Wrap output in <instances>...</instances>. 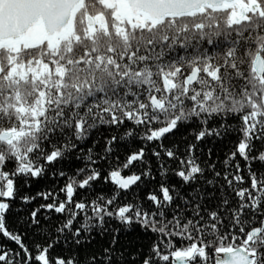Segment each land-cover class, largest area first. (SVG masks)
<instances>
[{
    "label": "snow or ice",
    "instance_id": "snow-or-ice-1",
    "mask_svg": "<svg viewBox=\"0 0 264 264\" xmlns=\"http://www.w3.org/2000/svg\"><path fill=\"white\" fill-rule=\"evenodd\" d=\"M0 264H264V0H0Z\"/></svg>",
    "mask_w": 264,
    "mask_h": 264
}]
</instances>
